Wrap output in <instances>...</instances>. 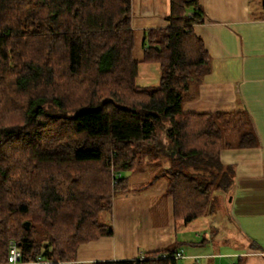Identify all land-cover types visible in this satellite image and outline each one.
I'll use <instances>...</instances> for the list:
<instances>
[{
    "label": "trees",
    "instance_id": "1",
    "mask_svg": "<svg viewBox=\"0 0 264 264\" xmlns=\"http://www.w3.org/2000/svg\"><path fill=\"white\" fill-rule=\"evenodd\" d=\"M131 6L0 0V264L12 245L21 264H179L175 245L78 263L83 245L113 236V191L130 195L142 168L158 170L138 193L167 180L186 223L211 218L218 193L232 196L235 170L221 153L255 145L247 113L184 112L211 70L195 34L200 0H171V26L147 32L133 30ZM142 64L160 66L158 86L138 85Z\"/></svg>",
    "mask_w": 264,
    "mask_h": 264
},
{
    "label": "crops",
    "instance_id": "2",
    "mask_svg": "<svg viewBox=\"0 0 264 264\" xmlns=\"http://www.w3.org/2000/svg\"><path fill=\"white\" fill-rule=\"evenodd\" d=\"M200 3L206 20L195 27V34L210 55L211 70L191 87L184 112L244 111L256 139L251 147L236 146L221 153L222 163L235 170L229 213L236 232L224 237L215 233L214 216L191 223L177 220L165 179L141 193L138 189L143 185L134 183L130 195L114 200L113 236L83 245L78 263L136 260L175 245L186 264L202 260L227 264L222 255H232L228 256L232 264L240 259L245 264H264V0ZM131 7L132 28L137 32L171 26V0H132ZM160 80L159 65H140L139 86H158ZM225 245L237 252L222 253Z\"/></svg>",
    "mask_w": 264,
    "mask_h": 264
},
{
    "label": "rangeland",
    "instance_id": "3",
    "mask_svg": "<svg viewBox=\"0 0 264 264\" xmlns=\"http://www.w3.org/2000/svg\"><path fill=\"white\" fill-rule=\"evenodd\" d=\"M137 54L138 55L141 54L140 49L138 50ZM154 87H156V86H154ZM157 170H158V168H155V167L154 168L151 167V168L139 169V171H137L133 176L134 183L137 185H144L145 183H148L149 181L152 180V177L155 175ZM113 198H114V200L116 199L114 191H113ZM230 200H231V197L228 198V196L225 193H223V192L218 193V196L216 199V201H217L216 209L214 211V215H213L214 217L212 218L214 225L219 230L220 236H223V237L228 236V235L233 236V234L236 232V228L234 227V224L231 221L230 213H229ZM104 221H107V223L112 226L113 218H112V216L110 217L109 215H106L104 217ZM220 249H221V252L224 254L228 253V252L229 253L237 252V250H233V247L231 245H229V246L225 245L224 247H221ZM198 252H200V251H198ZM228 256L230 257L232 255H222V258H224L223 260L225 262H227V264H232L231 263L232 259H228ZM200 262L201 263H199V264L205 263L204 260H202ZM186 263H187V261H185V259L179 260V264H186Z\"/></svg>",
    "mask_w": 264,
    "mask_h": 264
},
{
    "label": "built area",
    "instance_id": "4",
    "mask_svg": "<svg viewBox=\"0 0 264 264\" xmlns=\"http://www.w3.org/2000/svg\"><path fill=\"white\" fill-rule=\"evenodd\" d=\"M21 252L19 251V249L17 248L16 245H12L11 248H10V257H9V264H21L20 261H21ZM184 256H183V253H178L176 255V258L177 260H180L182 259Z\"/></svg>",
    "mask_w": 264,
    "mask_h": 264
},
{
    "label": "water",
    "instance_id": "5",
    "mask_svg": "<svg viewBox=\"0 0 264 264\" xmlns=\"http://www.w3.org/2000/svg\"><path fill=\"white\" fill-rule=\"evenodd\" d=\"M230 201H232V199ZM30 227H31V224L30 223H26L27 230H30Z\"/></svg>",
    "mask_w": 264,
    "mask_h": 264
}]
</instances>
